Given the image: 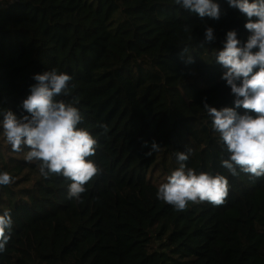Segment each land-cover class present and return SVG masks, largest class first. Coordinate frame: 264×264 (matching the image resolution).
I'll use <instances>...</instances> for the list:
<instances>
[{
	"label": "trees",
	"instance_id": "trees-1",
	"mask_svg": "<svg viewBox=\"0 0 264 264\" xmlns=\"http://www.w3.org/2000/svg\"><path fill=\"white\" fill-rule=\"evenodd\" d=\"M217 2L219 20L174 0H0V113L20 116L34 74L70 75L56 99L79 110L101 169L68 198L69 181L43 177L0 128V172L14 177L0 186V214L13 219L0 264H264V176L222 167L228 154L203 108L234 106L215 57L229 30L249 35L239 10ZM153 140L160 150L147 156ZM189 148L187 168L228 179L222 205L176 211L158 199Z\"/></svg>",
	"mask_w": 264,
	"mask_h": 264
},
{
	"label": "clouds",
	"instance_id": "clouds-1",
	"mask_svg": "<svg viewBox=\"0 0 264 264\" xmlns=\"http://www.w3.org/2000/svg\"><path fill=\"white\" fill-rule=\"evenodd\" d=\"M174 3L201 18L220 19L217 0H174ZM227 3L246 18L244 27L249 33L246 41H241L236 30H229L222 50L215 57L225 69L221 79L235 98L234 106L217 109L205 100L203 108L228 154V158L221 161L222 167L233 176L239 174V169L259 178L264 176V0H227ZM204 35L207 42L216 39L212 27H206ZM33 79L36 83L22 101L20 116L11 110L0 113L3 138L13 152L28 149L25 160L37 162L43 177L58 175L68 180V198L79 200L86 191L85 186L101 171L90 159L96 154L97 139L80 127L83 118L76 107L56 99L69 95L70 75L52 69L34 74ZM241 108L244 114L237 111ZM101 127L106 133L107 126ZM144 147L149 148L147 156L160 150L155 140L151 145L145 141ZM191 152L189 148L187 152L176 153L179 167L158 186V199L176 211L186 210L189 203L222 205L229 193L228 179L221 174H197L187 168L185 162ZM13 182L10 173L0 172V186ZM12 225L10 210L4 209L0 214V252L10 239Z\"/></svg>",
	"mask_w": 264,
	"mask_h": 264
}]
</instances>
